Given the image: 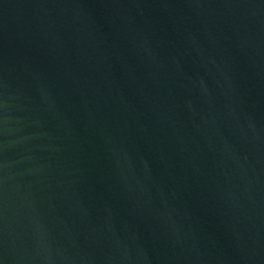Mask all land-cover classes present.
<instances>
[{
  "label": "water",
  "instance_id": "95a60500",
  "mask_svg": "<svg viewBox=\"0 0 264 264\" xmlns=\"http://www.w3.org/2000/svg\"><path fill=\"white\" fill-rule=\"evenodd\" d=\"M0 264H264V0H0Z\"/></svg>",
  "mask_w": 264,
  "mask_h": 264
}]
</instances>
